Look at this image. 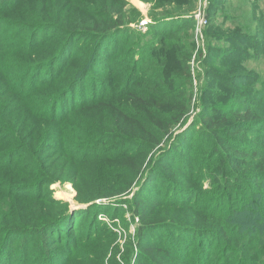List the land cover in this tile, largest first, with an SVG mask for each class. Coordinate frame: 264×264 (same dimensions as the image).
<instances>
[{
    "label": "trees",
    "instance_id": "obj_1",
    "mask_svg": "<svg viewBox=\"0 0 264 264\" xmlns=\"http://www.w3.org/2000/svg\"><path fill=\"white\" fill-rule=\"evenodd\" d=\"M215 1L190 120L186 11L140 31L125 0H0V264H264V83L212 67L261 59L264 17L222 29Z\"/></svg>",
    "mask_w": 264,
    "mask_h": 264
},
{
    "label": "rangeland",
    "instance_id": "obj_2",
    "mask_svg": "<svg viewBox=\"0 0 264 264\" xmlns=\"http://www.w3.org/2000/svg\"><path fill=\"white\" fill-rule=\"evenodd\" d=\"M132 8L137 12H140L141 16L138 21L131 23V27L145 30V25L151 20L150 14L153 13H165V12H180L193 16L195 20L194 27L190 29V40L192 38L194 44L193 55L191 58V69L195 75L193 79L192 90L193 94L191 97L192 105L189 111V119L193 120L198 112L197 101L198 96L197 90L204 77V58L208 54V45L213 41L214 37L210 34L214 33V29L209 26V14L211 10L210 0H125ZM189 2H194V6L191 8ZM218 7H221V11L218 13L217 23H220L222 29L233 30L237 23L247 29L251 28L252 33L256 32L255 26L256 19H258V12L264 17V0H216ZM227 11V14L224 13ZM234 34V32H228ZM220 46L227 47V44L221 40L218 42ZM257 46L259 44L257 43ZM234 55H227L221 58V63L216 64L215 60L212 61V67L214 69H220L221 72L228 74L227 77L233 72L236 74H244L246 76L255 75L257 76V85L254 88L259 89L260 81L264 83V54L260 57L261 59L250 58V54L253 52L254 47L251 43H245L239 47H234ZM240 63V64H239ZM237 66L239 69L233 70V67ZM246 80H241L236 83V88H246L249 83H244ZM87 96L89 95L87 89V83L84 85ZM248 136V135H247ZM250 136V135H249ZM212 184L205 182L206 187H210ZM50 189H53L52 195L57 199H61L68 203L69 208L77 209L85 207L88 204H78L74 200L75 190L69 182H56L50 185ZM64 197V198H63ZM126 220H130V213L124 212ZM98 218L102 220L106 225L114 230L118 237L119 243L122 246L124 244L126 231L121 230V223L115 219H111L107 213H100ZM248 217L243 216L242 220H247ZM137 220H132L129 223V231L134 232ZM115 222V223H114Z\"/></svg>",
    "mask_w": 264,
    "mask_h": 264
},
{
    "label": "bare ground",
    "instance_id": "obj_3",
    "mask_svg": "<svg viewBox=\"0 0 264 264\" xmlns=\"http://www.w3.org/2000/svg\"><path fill=\"white\" fill-rule=\"evenodd\" d=\"M64 198V197H63Z\"/></svg>",
    "mask_w": 264,
    "mask_h": 264
}]
</instances>
